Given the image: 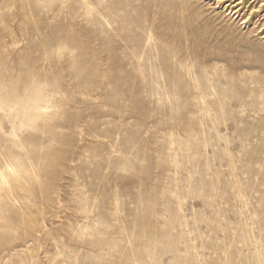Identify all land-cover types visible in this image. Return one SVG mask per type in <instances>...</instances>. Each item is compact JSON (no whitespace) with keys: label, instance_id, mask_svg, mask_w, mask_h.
Masks as SVG:
<instances>
[{"label":"rangeland","instance_id":"374dc122","mask_svg":"<svg viewBox=\"0 0 264 264\" xmlns=\"http://www.w3.org/2000/svg\"><path fill=\"white\" fill-rule=\"evenodd\" d=\"M0 264H264V0H0Z\"/></svg>","mask_w":264,"mask_h":264},{"label":"bare ground","instance_id":"6f19581e","mask_svg":"<svg viewBox=\"0 0 264 264\" xmlns=\"http://www.w3.org/2000/svg\"><path fill=\"white\" fill-rule=\"evenodd\" d=\"M0 178H1V179H4V177H3L2 175H0Z\"/></svg>","mask_w":264,"mask_h":264}]
</instances>
